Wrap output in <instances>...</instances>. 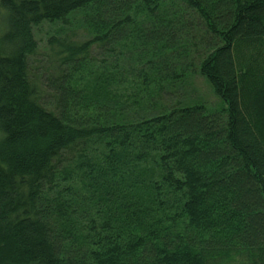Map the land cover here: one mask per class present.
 Segmentation results:
<instances>
[{"label":"trees","instance_id":"trees-1","mask_svg":"<svg viewBox=\"0 0 264 264\" xmlns=\"http://www.w3.org/2000/svg\"><path fill=\"white\" fill-rule=\"evenodd\" d=\"M0 264H264V0H0Z\"/></svg>","mask_w":264,"mask_h":264},{"label":"rangeland","instance_id":"rangeland-1","mask_svg":"<svg viewBox=\"0 0 264 264\" xmlns=\"http://www.w3.org/2000/svg\"><path fill=\"white\" fill-rule=\"evenodd\" d=\"M78 21V18L76 19V22ZM60 28L59 25L56 24L55 27H48V26H44L41 27L40 29H38L35 33V38H37L38 41V48L39 51L36 55V57L31 60V74H36V68L38 66V61H42L45 60L43 59L46 56L47 53V43L49 41L50 36H53L55 31L58 30ZM76 32H75V36H78L79 38L76 39V41H83L88 39L87 35L85 34V32H83L79 27L76 28ZM195 88L198 90V92L205 96L206 100L208 101H212V102H208L209 105L210 104H214L217 101H215V99L213 98V96L210 94L208 88L205 86V84H203V82H201V80H199V83L196 82L195 83ZM214 102V103H213Z\"/></svg>","mask_w":264,"mask_h":264}]
</instances>
